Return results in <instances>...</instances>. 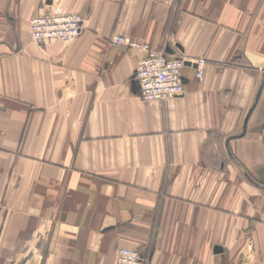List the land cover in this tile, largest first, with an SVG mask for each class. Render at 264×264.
Listing matches in <instances>:
<instances>
[{"label":"crops","instance_id":"1","mask_svg":"<svg viewBox=\"0 0 264 264\" xmlns=\"http://www.w3.org/2000/svg\"><path fill=\"white\" fill-rule=\"evenodd\" d=\"M79 13L70 42L29 21ZM184 94L140 98L144 53ZM264 264V0H0V264Z\"/></svg>","mask_w":264,"mask_h":264},{"label":"built area","instance_id":"2","mask_svg":"<svg viewBox=\"0 0 264 264\" xmlns=\"http://www.w3.org/2000/svg\"><path fill=\"white\" fill-rule=\"evenodd\" d=\"M84 20L79 13H46L31 22L32 38L38 42L59 39L70 42L76 39ZM118 47L137 49L144 57L135 74L139 96L144 101H166L184 94L183 70L190 62L196 67V76L202 79L205 61H189L185 57H172L167 51L154 48L125 35H115L111 39ZM116 264H146L136 249L122 248L117 254Z\"/></svg>","mask_w":264,"mask_h":264},{"label":"rangeland","instance_id":"3","mask_svg":"<svg viewBox=\"0 0 264 264\" xmlns=\"http://www.w3.org/2000/svg\"><path fill=\"white\" fill-rule=\"evenodd\" d=\"M43 15H46V13H42V14H38V15H36V16H34V17H32L31 19H30V21H29V29H30V35L32 34L31 33V22H32V20L34 19V18H36V17H39V16H43ZM31 38H32V35H31ZM33 39V38H32ZM35 42H37V43H42V42H44V41H42V42H38L37 40H35V39H33ZM46 41V40H45Z\"/></svg>","mask_w":264,"mask_h":264},{"label":"water","instance_id":"4","mask_svg":"<svg viewBox=\"0 0 264 264\" xmlns=\"http://www.w3.org/2000/svg\"><path fill=\"white\" fill-rule=\"evenodd\" d=\"M190 64H191L190 62L187 63V65H190Z\"/></svg>","mask_w":264,"mask_h":264}]
</instances>
